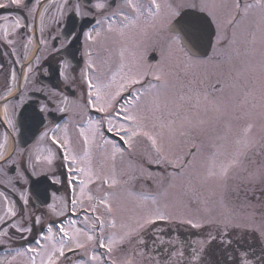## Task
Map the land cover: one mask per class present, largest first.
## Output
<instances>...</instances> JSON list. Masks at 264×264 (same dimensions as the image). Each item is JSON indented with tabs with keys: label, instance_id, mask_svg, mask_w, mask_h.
Masks as SVG:
<instances>
[{
	"label": "rangeland",
	"instance_id": "rangeland-1",
	"mask_svg": "<svg viewBox=\"0 0 264 264\" xmlns=\"http://www.w3.org/2000/svg\"><path fill=\"white\" fill-rule=\"evenodd\" d=\"M168 1H171L169 3H172L173 8L179 12L189 5H196L202 10V5L205 3L203 0H166L167 3ZM215 3L224 6L217 9L215 18L210 15L216 23L217 35L214 40V49L208 59L190 58L186 52L182 51L183 48L180 47L179 42L170 48L169 25L159 31L148 29L146 32H142L140 27H130V30L134 29L135 36L139 37V39L130 41L135 46L139 44L140 50L134 56L135 66L127 68L131 72L140 70L145 73L138 77L139 82L145 79L146 74L151 75L150 88L141 89L140 93L137 94L140 100H138V104L135 103L136 106L133 111L138 113L137 116L143 130L155 135L164 150H162V154L158 153L155 148L154 152L156 153L151 154L148 151L140 153V161L144 168L142 166L139 173L134 176L135 179H140H137L140 181L139 192L128 187L130 182L126 181L122 184L118 183L120 188L113 192V196L107 194L109 203L112 205L110 220L114 219L116 225L115 227L109 226L105 221L104 226L98 227L97 240L93 243L98 242L101 236H103L106 244L110 237L115 238L118 243L113 247L112 253L108 255L110 259L114 260L112 262L119 264H128L127 261H130L129 264H204L199 258L203 255L202 252L208 239L213 240V236L217 237V231L221 233L227 230L233 231V236L238 241L246 242L248 231L245 228L251 226L259 232L257 234L261 236L260 239L264 240V229L261 227L264 223L258 220L252 224L250 221L251 216L256 215V210L264 207V25L261 24L264 10L254 6L249 10L248 16H242L237 14L240 11L234 7L233 0H215ZM255 3L256 0H242L240 5L244 9L246 4L255 5ZM232 16H237L236 21L238 23H227ZM8 24L5 37L12 41L19 40V27L22 22L16 20ZM143 24V22H139L140 26ZM126 38L125 42L127 43L129 38L125 36ZM152 51L159 54V59L154 64L148 65L146 58ZM156 75H161V79L157 80ZM166 80L172 83L170 91L177 93L172 95L170 92L166 96H169L168 99L161 95L156 97V94H165V90L160 89L161 93H157L155 88ZM124 83L125 81L121 84ZM216 84L222 85L223 90H213V86ZM225 87L226 89L229 87V90L224 91ZM216 88L217 86H215ZM110 90L111 88H105L104 92ZM201 90L204 100L199 101L198 106L186 113L185 120L189 124L203 120L202 122H208L210 127L214 123L216 126L215 146L212 147L213 145L210 144L213 135L212 129H201L205 134L202 137L203 145L196 147L191 156L192 162L181 167L184 163L183 160L189 154V150L186 152L185 148L178 146L180 142L177 141L182 140V136L179 135V128L181 124H185L181 122L183 120L179 117L182 112H185L188 103H193L190 97ZM68 102L69 100L63 96L59 103ZM215 114H217L215 118L212 117ZM108 117L92 119L94 126L88 125L87 131L91 130L96 133L99 128L102 129L103 127L119 128V122L115 117H112L111 125L107 122ZM171 118L175 119L172 130L170 124L168 128L164 127V122L169 121L170 123ZM148 119H152L154 123L149 125L146 122ZM97 124H102L100 125L102 127L99 126L98 128L95 126ZM249 124L252 125L251 131L245 135L244 129ZM166 128L168 135L169 133L171 135L170 137L165 132ZM188 128L196 134L197 127L192 125ZM201 131L197 132L200 136H202ZM60 135H64L61 136L62 139H67L65 134ZM244 139L250 141L251 147L242 149L246 154L241 157L242 164L240 167L230 170L226 179H206L208 168L215 163L216 170L219 171V165L234 155L237 148L236 141ZM137 148L151 149L143 148L133 140L132 149L129 151L135 150L138 154ZM110 150L109 147L97 149L94 144L90 149L91 161L100 162L102 166L107 167L112 163L108 157H112L114 152V150ZM121 154L120 151L116 152L115 158L120 159ZM127 155L128 152H124L123 160L128 159ZM52 156L53 153L50 150L45 161L49 162L47 159H52ZM180 156L181 158H179ZM144 158L152 159L147 161ZM195 162H197L196 167H190ZM149 164H153L154 169L146 170L148 168L145 167ZM130 168L132 167H129L128 170L132 172ZM113 176L117 179L115 175ZM136 183V180L132 181V186ZM144 186L149 189L150 194L147 193ZM94 187L97 192H85L83 198V203L86 202L88 207H92L95 198L100 199L97 196L100 195L101 191L97 190L98 186ZM109 187L116 186H111L109 183V185H104L102 189L105 192ZM104 194L101 192V197ZM88 195L94 199L89 200ZM77 197L80 198V191ZM8 205L10 204L8 203ZM133 210H137V213ZM132 212H134L133 216L130 214ZM157 212L164 213L166 217L164 220L167 221H175L193 227L192 224L187 223L188 220H192L193 224L199 225V227L193 228L205 226L204 229L209 234V238H200L204 234L199 236L198 231H196L198 234L194 240L192 252L190 250L187 252L180 245L178 246L176 244L177 239L174 238V251L167 255L163 261H159L158 258H155V252L154 257H152V254L142 249L141 245L133 242V234L137 235V232L140 233L145 226H150L151 223L143 228H139V224H143L146 219H152L154 226L156 225L158 219L155 218V213ZM127 213L129 214L127 215ZM108 214L107 212L103 216L108 217ZM252 220L254 221L255 218ZM86 223L94 230L97 229L96 223L89 219L77 221L75 227L85 231L84 224ZM125 233L131 234L123 242H119L120 237L124 236ZM253 234L256 235V233ZM154 236L160 237L161 234L154 231ZM53 243V241H46L47 245ZM54 244L57 248L59 247V242ZM167 244L166 241L156 240L154 237V249L156 245L165 249L167 246L169 247ZM71 245L73 244H65V250ZM137 246L139 248L134 249V253L132 249L137 248ZM94 252L88 255L89 261L86 260L83 264H111L105 261L103 263L101 259L99 261L90 259L93 255L96 256ZM61 258L58 262H63ZM73 262L70 261V264ZM28 263L30 264V262ZM36 264H40V260L36 261Z\"/></svg>",
	"mask_w": 264,
	"mask_h": 264
},
{
	"label": "flooded vegetation",
	"instance_id": "flooded-vegetation-1",
	"mask_svg": "<svg viewBox=\"0 0 264 264\" xmlns=\"http://www.w3.org/2000/svg\"><path fill=\"white\" fill-rule=\"evenodd\" d=\"M50 2L53 3H51L53 6L47 5ZM135 2L145 7L149 4L145 5L146 2L144 0H135ZM97 3H104L105 7L103 9L97 8ZM4 4L8 8L22 10L17 11L18 13L16 12V14L22 17L25 26L20 27L21 41L9 43L4 38L6 33L5 24L0 25V193L3 194L0 195V246H18L22 249L27 246L29 239L35 241L40 239L39 233H41V228L44 226L41 223V218H44L45 214L53 212L49 208L50 205H41L38 202V198L36 199L30 194L31 181L46 175L52 181L58 183L56 184L57 191L52 193L51 203L53 202V197L58 196L59 200H56L63 207L57 206L54 210H60V208H67V184L74 175L72 172H68L66 165L57 159L51 160L49 170L46 171L44 167L46 139L47 136L50 138L51 134L60 130L53 129V127L58 125L50 120L45 121L35 139L27 146H24L29 139L24 135L21 136V139L19 138L18 114L22 106L30 100V94L33 91L40 90L48 95L46 101L40 100L37 103V108L43 114H47L49 111L59 113L61 108H63L64 113L67 115L66 118L69 120L74 117L70 114V110L74 109L79 111V117L85 118L87 116L86 104H89L87 85L79 72L81 70L82 73L98 71L100 72V80L103 81L105 79L103 83L113 84L112 87L116 90L117 86L115 84L119 85L121 79L112 77L109 81L106 80L108 77L106 74L109 70L114 71L117 69L119 71V68L123 66L121 62H124V58L123 60L121 59V51L125 52V36L135 37L134 30L127 34L125 33L123 36L119 34L118 29L128 23L119 13L123 11L130 20L135 18V13L128 7L127 0H49L45 3L46 5L40 15L39 6L36 5L40 4V1H33L29 5L25 2L18 5L11 1H5ZM193 7L196 8L197 6L194 5ZM113 13H116V15H113ZM53 15L54 17H52ZM37 17H40L38 28H36ZM50 17L52 20L47 22L46 20L50 19ZM68 18L73 21L75 29L71 32L69 38H65L62 36V30ZM91 22H94V25L91 27L88 25L82 31L81 45L79 47L81 63L78 66L73 65L64 59L60 53L77 36L80 28L91 24ZM110 23L116 29L115 31H108ZM97 32L100 33L98 37L96 35ZM32 33H34L35 39L36 37L41 39L39 52L42 57L36 68H33L34 71L26 74L25 79L21 83V88L17 92L16 89L21 82L22 64L17 60L16 54L20 52V59L27 56L29 46L32 47L33 45ZM87 34H91L93 39L89 40ZM18 45L20 46L18 47ZM134 52L137 53L138 50L134 49ZM135 53H126L131 67L135 65ZM105 55L110 58L107 61V65H103L98 60L93 59L97 58V56L103 57ZM64 63L66 65H63ZM53 66H58L60 70L67 69L64 76H61L57 88H52L41 82V76L48 75ZM130 74L131 72H129ZM136 85L139 84H133L132 89ZM68 94H73V96L68 97L70 101L63 103L64 105L59 103L62 101L63 96H68ZM116 104L117 101L113 108ZM76 105L84 106L78 107ZM106 142L108 146L113 147L111 141ZM58 153L63 157L59 149ZM9 207L16 213L15 216L7 213ZM253 218H255L254 221L252 220ZM258 220L264 223V207L257 209L256 215L253 214L250 221L254 224ZM261 227L264 229V224ZM21 228L26 229V231H20ZM245 229L249 232L247 249H250V253L254 257L251 261L253 264H264V254L258 259L255 253L256 248H264V240L260 239L261 236L257 234L259 232L254 230L252 226ZM253 233H256V235ZM216 235L218 237L213 236V240L209 239L208 248L204 256L199 259L205 263L233 264V260L227 259L220 251L226 244L231 243H224L223 234L220 231H217ZM228 235L226 233V236ZM184 244H186L185 241ZM7 259L5 258V260ZM0 264H3V261H0Z\"/></svg>",
	"mask_w": 264,
	"mask_h": 264
},
{
	"label": "snow or ice",
	"instance_id": "snow-or-ice-1",
	"mask_svg": "<svg viewBox=\"0 0 264 264\" xmlns=\"http://www.w3.org/2000/svg\"><path fill=\"white\" fill-rule=\"evenodd\" d=\"M13 3L15 4H20L22 0H12ZM127 5L129 8L133 10L135 13V18L134 19H129L128 15H126L123 11L119 13L121 17L125 21H128L127 24L122 25L120 29H118L119 34L123 36L125 34V29L129 27H140V30L142 32H146L148 29H152L155 31H159L161 28L165 27L166 25H171L172 24V18L180 16V13L178 10L173 8V5L171 3H167L166 0H149V4L147 7L144 5H141L135 0H127ZM3 5H0L2 7ZM224 5H218L215 3V0H212V2H205L202 5V10L207 11L209 15H212L215 18L216 11L218 8L223 7ZM254 6L261 8L264 10V0H256L255 5L253 4H246L244 6L243 12L241 13L242 16H247L248 12L250 9H252ZM97 8L103 9L105 7L104 3H97L96 5ZM234 7L236 9H240V0H234ZM147 13V15H145ZM113 15H116V13H113ZM144 18V24L142 26L139 25V21L141 18ZM176 23L180 26L179 31L183 32L184 35H186L189 39H195L196 34L200 28V22L199 19L196 17H181L179 20L176 21ZM228 24H233V23H238L236 21L235 16H232L228 21ZM261 24L264 25V16L261 17ZM116 29L113 28L112 24L110 23L108 25V31H115ZM88 39L92 40L93 37L91 34H87ZM97 37L100 35L99 32L96 33ZM182 37L178 34L171 36L170 37V43L169 47H173L176 45ZM124 58V52L123 50L121 51V59L123 60ZM145 73L140 70L132 71L130 75H128L125 79V83L128 85H133L136 83H139L138 77L144 75ZM157 80L161 79V75H156L155 77ZM88 88H89V94H88V103L90 105L96 106L99 105L98 111L100 112H109L110 110L113 109L114 104L117 101V98L120 96L121 92L125 88V84H120L117 86L116 90L109 94V95H103L101 93L100 88H98L96 85H94L91 80L88 81ZM93 89H95V93H93ZM93 95H95V103L93 102ZM139 100V96L136 97V101ZM124 105L121 108V111L124 113L122 119L124 121H131L133 126L132 127H125L124 124H120L119 129H115L114 127H109V131H116V135L120 136L121 131L125 132L128 136L127 139H124L123 136H121V139L124 140V143L127 144L129 147L132 146V142L135 137L138 135H143L148 138V140L151 141V145L153 148L156 149L158 153L162 152V146L160 145L158 138L151 134L148 131H144L140 120L138 116L135 114L133 111V108L136 106L135 102L133 99L129 98L124 101ZM121 111L115 112V115L117 117L121 116ZM108 124H112V117L109 115L108 117ZM11 123V121H9ZM203 123V122H201ZM252 125H248L244 129L245 135L251 131ZM81 136L84 137V143L85 145H88L90 143L89 137L85 135L84 130L81 129ZM56 143L59 144L61 148L65 149L64 153V159L65 161H70L72 164H77L78 161L75 155L71 154V147L69 144V141L67 139L64 140L63 143H60L57 141ZM237 148L234 153V155L228 159L227 161L221 163L219 165V171L216 170V165L213 163L211 167L208 168L207 173H206V179H226L229 171L233 170L235 168L240 167L242 164L241 157L244 156L246 153L242 151V149H247L251 147L250 141L247 139L244 140H237L236 141ZM114 152H113V159L115 158L116 152L122 151V149L118 148L116 145H113ZM49 162H51V159L49 158ZM71 171V169H70ZM75 171L79 173H83L85 177L87 178L86 180L82 179L80 180V200H72L73 206H75L78 202H82L83 198L85 196V185L86 183H91L94 178V173L91 171L90 166L87 168L81 167V168H76ZM96 179H100V177L96 176ZM71 182V181H70ZM103 182L108 184L109 183V178L104 177ZM110 184L111 186H115L117 184V180L115 177L110 178ZM0 195H3L0 193ZM89 200L94 199L91 195H88L87 197ZM7 199V197H5ZM99 205L103 206L107 212L111 213L112 212V205L109 203L108 200V195L105 194V196L101 199H99ZM91 211H96V206L93 205L91 207ZM7 213L11 216H15L16 213L13 211L11 207L7 209ZM155 218L158 220H163L165 219V215L162 212H157L155 213ZM98 223L103 226L104 221L97 217ZM154 221L152 219H146L143 224H139V228H143L145 225L153 223ZM111 226L115 227L116 221L113 219L111 222ZM187 223L192 224L193 227H199L198 224H193L192 220H188ZM20 231H26V229L21 228ZM49 235L44 236L43 239L46 241H52L53 237L51 235L52 233V228H48ZM59 232L62 233L61 240L59 241V247L57 248L56 245L53 243L51 246L46 245V244H41L39 240L36 241L38 247L37 248H29L27 251L32 253L33 255L30 257V264H36V257L40 256V264H57L58 260L60 257L65 256V242H70L72 243L75 248L77 249H83L85 246L89 243H93L97 240V237L87 231H84L83 229L76 228L75 227V221H72L66 230L64 225L59 226ZM131 233H125L124 236L120 237L119 242H123L125 238L130 236ZM83 237V239H82ZM118 243V241L115 238H109L107 244L104 243V238L101 236L99 238V246L106 248L108 253H112L113 247ZM142 243V241H141ZM73 249H68V251H72ZM24 253L22 251H18L17 255H23ZM14 259V257H13ZM93 261H99V257L93 255L91 257ZM115 264V262H113ZM243 264H251V261L244 260Z\"/></svg>",
	"mask_w": 264,
	"mask_h": 264
},
{
	"label": "water",
	"instance_id": "water-1",
	"mask_svg": "<svg viewBox=\"0 0 264 264\" xmlns=\"http://www.w3.org/2000/svg\"><path fill=\"white\" fill-rule=\"evenodd\" d=\"M189 16L196 17L199 19L200 28H203V30H206L208 37L204 33H200L201 31L198 30L196 37L198 38V36H199V38L194 39L195 41H193V40L189 39L186 35H184L183 32H181L182 35L185 38H187L188 43H186V39H185V43H186L187 47L193 53L198 54V55H206L208 53V50H209L211 42H212V35H213L212 23H211L210 19L208 18V16H206L203 13L202 14H196L195 12H193L191 10H186L184 13H182V17H189ZM179 29H180V26L177 23H174L172 25V30L179 31Z\"/></svg>",
	"mask_w": 264,
	"mask_h": 264
}]
</instances>
